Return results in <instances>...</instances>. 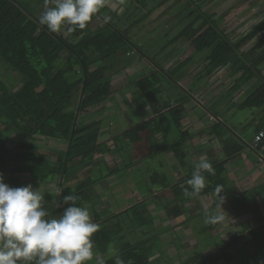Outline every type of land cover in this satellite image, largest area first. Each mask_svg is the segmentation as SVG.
Returning <instances> with one entry per match:
<instances>
[{"label": "crops", "instance_id": "obj_1", "mask_svg": "<svg viewBox=\"0 0 264 264\" xmlns=\"http://www.w3.org/2000/svg\"><path fill=\"white\" fill-rule=\"evenodd\" d=\"M130 1L105 0L108 10L104 13L111 17L109 10L114 11L122 19L127 16L135 22L131 28L133 31L130 32L131 29L126 31L133 43L143 36L149 38L152 34L157 38L165 37L171 31L178 35L189 24L194 27L203 22L206 24L205 27L213 26L219 39L226 43L218 55H223L230 48L236 64L229 62L211 71L215 59L207 58L212 52L210 48L197 49L193 40L198 33L186 35L187 37L183 34L185 43L182 45H179L180 41L171 44L175 48L174 56L178 58L172 64L176 69V74L172 76V84L180 86L182 92H186L188 84L193 81L192 78H195L194 82L200 81L196 88L186 93L190 97L199 93L197 99H202L204 103L208 102L211 113L205 122L204 116L193 117V113L189 115L182 112L180 116L171 110L156 113L154 118L157 131L150 151L152 155L146 161L132 162V157L127 151L133 148V143L126 144L125 141L122 144L115 143L114 136L125 130V127L135 122L146 121L152 116L150 110L143 109L149 108L145 102L141 101L138 104L129 102L131 99L137 101V94L133 93L136 78L150 73L152 67L148 69L147 66L152 65L142 52L133 60L122 58L117 65V74L111 79L114 92L101 103L92 106L83 117L82 124L100 123L99 151L94 155V162L74 175L82 180L95 179L86 191L83 205L89 209L91 220L93 212L99 215L101 220H105L130 209L135 204L144 203L145 212L153 218L152 232L156 234L155 241L158 238L161 241L150 242L149 248L160 251V248L164 247L162 256H168L170 259L173 252L176 257L174 260H177L174 264L180 263V260H190L196 254L205 255L229 242L240 246L239 253L254 250L251 246L252 235L259 229L264 230V165H260L258 159L264 156V146L260 151L253 150L247 147V142H251L256 134L257 122L264 120V106L250 109L241 107V104L248 94L264 83V33H261L264 25V0H155L151 6L146 7V0H132L137 1V6H142L145 12L132 10L133 5ZM159 8L161 10L157 11ZM95 18L96 20L92 22L94 26L100 23V19ZM154 25L156 26L153 30ZM158 28L165 30L159 31ZM135 35H138L136 39ZM259 42L261 45L251 51ZM235 45L239 47L236 48ZM137 46H140V41H137ZM244 62L252 64L256 74L249 83L240 85L242 81L239 78L243 73ZM157 63L160 64L159 61ZM188 65H193L190 71L187 70ZM201 75L205 77L198 78ZM129 105L131 114L128 113ZM238 106L237 110H247L250 116L252 136L248 140L242 138L236 125L228 127L222 124V129L218 126L213 127V121L221 123L225 116L235 114ZM216 131L221 133L220 137ZM232 138L245 147L240 154L231 157L226 166V176L237 195L223 199L221 209L218 207L219 199L212 193L196 197L188 193L176 196L174 189L178 191L183 189L187 174L190 172L189 167L183 163V158L187 159L193 168L201 157L206 158L211 164L221 161L226 157L228 140L231 142ZM155 156L157 160L154 159ZM99 161L108 163V169L113 172L94 176L92 171ZM148 163H154L153 170L158 172L156 179L164 177L167 187L147 180ZM91 173L92 178L89 177ZM66 179L60 178L58 182ZM56 180L57 178L53 177V181ZM41 189L43 191L48 189L51 192L53 188L45 185ZM138 199L140 201L136 202ZM43 201L44 204L46 202L56 205V200L51 195ZM209 215L221 217L217 222L211 223L212 228L204 226L202 230L215 238L213 245H206L213 248L205 247V252H197L201 248L199 247L201 241L197 236L199 230L192 228L189 223L199 217L207 218ZM143 232L149 235L148 230L143 229ZM148 237L144 236V239L147 240Z\"/></svg>", "mask_w": 264, "mask_h": 264}, {"label": "trees", "instance_id": "obj_2", "mask_svg": "<svg viewBox=\"0 0 264 264\" xmlns=\"http://www.w3.org/2000/svg\"><path fill=\"white\" fill-rule=\"evenodd\" d=\"M46 4L51 6L48 1L45 6ZM107 10L104 5L94 15L100 19V26L90 28L92 22H89L83 30L69 31V26H63L60 31L52 33L39 23L42 10L34 13L18 0H0V68L17 75L15 83H6L0 77V174L4 182L11 187L31 184L34 190L42 194L43 200H47L51 195L56 200L55 206L46 202L44 204L42 200V207L50 217L62 214L68 206L63 202V197L68 194L77 195V206L85 207L83 204L86 191L95 179L82 180L74 175L94 162V155L99 151L100 123L82 125L83 117L92 106L101 103L114 92L111 79L117 74L118 63L124 56L131 57L135 52L126 46L133 42L125 37L126 31L131 29L135 22L127 16L122 19L116 12L109 10L112 16L105 23L104 17H109L104 13ZM205 25L203 22L194 27L189 24L179 35L199 34L193 42L199 50L210 48L212 51L207 57L215 59L211 71L229 62L236 64L230 48L223 55H218L226 43L219 39L213 26ZM260 42L251 51L258 48ZM60 61L62 62L59 63ZM150 63L151 72L136 78L133 93L137 94V100L142 99L147 104L152 116L146 121L125 127V130L114 136L115 143L142 142L146 130L154 140L157 131L155 114L161 110L176 111L171 109L172 107L161 108L156 102L159 96V81L155 80L151 73L155 71L160 75L164 74L163 77L166 75L160 64L154 61ZM242 69L240 85H246L253 79L256 71H253L252 64L247 62L242 63ZM168 79L173 80L172 77L166 78L167 81ZM242 106L250 109L264 106V83L244 98ZM217 126L223 128L222 124ZM263 126L264 120L257 122L256 134ZM216 134L219 137L221 135L218 131ZM132 135L133 138H130ZM251 142H247L249 149H253ZM228 144L226 157L212 163L215 174L204 172L206 187L199 195H216V185L223 187L220 194L223 199L237 195L226 176V166L228 160L240 154L245 147L233 138L231 142L228 140ZM263 146L264 141L253 150L260 151ZM151 155L147 154V157L143 156L139 161H146ZM183 159V163L190 169L187 181L191 178L194 168L187 159ZM139 161L132 159V162ZM153 165L154 163H148L147 180L167 187L164 177L156 179L158 172L153 170ZM111 172L107 170L108 174ZM53 177L57 178L55 182ZM65 177V181L58 182V179ZM186 181L182 190L172 188L176 196L186 193L184 189L189 187ZM45 185L53 188L51 192L41 189ZM57 188L61 189L59 193L56 192ZM190 192L189 188L188 194ZM145 208L144 203L135 204L105 220H101L99 215L93 212L92 222L99 227L92 236L94 257L91 264H97L96 256L102 259L104 264L177 262L174 260L172 263L170 257L162 256L164 247L160 248V251L149 248L150 242L158 243L159 239L155 241L156 234L152 232L153 218L145 212ZM143 229L149 232L150 237L147 240L144 236L148 233L142 232ZM251 246L253 249L262 250L259 256L264 257V230L259 229L253 233ZM239 247L235 246L234 242H229L205 255L196 254L190 260H180L178 264H234ZM154 250L156 251L151 253Z\"/></svg>", "mask_w": 264, "mask_h": 264}, {"label": "clouds", "instance_id": "obj_3", "mask_svg": "<svg viewBox=\"0 0 264 264\" xmlns=\"http://www.w3.org/2000/svg\"><path fill=\"white\" fill-rule=\"evenodd\" d=\"M105 0H52L45 6L39 23L52 33L69 26V31L83 30L102 7ZM110 17L105 16L107 23ZM215 174L212 164L204 157L194 166L186 181L190 195L198 196L206 187V177ZM61 189L57 188L59 193ZM218 207L223 203L221 185H216ZM79 197L68 194V205L59 216L50 217L42 207V194L31 184L11 187L0 174V264H88L93 260L92 236L98 225L91 220L87 207L77 206ZM140 200H136L139 202ZM221 217L209 215L210 223ZM97 264L104 261L97 257Z\"/></svg>", "mask_w": 264, "mask_h": 264}, {"label": "rangeland", "instance_id": "obj_4", "mask_svg": "<svg viewBox=\"0 0 264 264\" xmlns=\"http://www.w3.org/2000/svg\"><path fill=\"white\" fill-rule=\"evenodd\" d=\"M18 1H20L28 10H32V12H34V13H38L41 10L44 11L46 1L50 2L51 3L50 5L52 6V0H18ZM154 1L155 0H146L145 7L151 6ZM130 3H132V5H133V7L131 8L132 10H135L137 12H143L144 11V8L142 6H139V5L137 6V4H136L137 1L131 0ZM51 6H49V7H51ZM158 10H161V8L157 9V11ZM121 12L122 11H120V13ZM123 12H124V10H123ZM156 12H154V14ZM137 15H139V13ZM134 19L135 18H133V20ZM95 20H96V18L93 17L90 22H93ZM119 20L121 21V19H119ZM117 23H120V22H117ZM117 25L120 26L121 24H117ZM97 26H100L99 23L97 24ZM155 26L156 25H154L152 27L153 30H154ZM89 27L90 28L94 27V23H91ZM158 29H159V31L165 30V28H158ZM135 30H136V28H135ZM132 31H133V29L130 30V32H132ZM130 34H132V33H130ZM125 37L128 38V35L126 34ZM137 37H138V35L134 36L135 39ZM129 40L131 41V39H129ZM137 41H140V46H137ZM141 41H142V43H141ZM176 41H180L179 45H182L185 43V41L183 40V36H180L179 34L175 35L172 31L170 33L166 34L165 37H160V38L153 36V34L149 38L143 36L140 39L136 40L135 43H132V44L129 43V45H126L128 48H130V50L133 49L135 51V54L132 55L131 57H125L124 56V59L133 60V59H135V57H138L142 52V54H144L146 59H148L150 61H154V62L159 61L161 64V69H162V71L165 72L166 76L163 77L164 74L160 75V73H157V72L155 73V71L151 73V76H153V78L155 80L159 81V84H158L159 96H158V99L156 102L158 104H160L161 108L172 107L171 109L176 110L175 114H178L179 116L181 115L182 112H186L189 115H192V113H193L194 114L193 117H195V116L197 117V116L202 115L206 118V119L204 118V122H205V120L207 121V119L209 118L210 113H211L208 102L204 103V101L202 99L198 100L197 97L199 96L198 95L199 93L197 95L194 94V97L193 96L190 97V95L186 93V92H189V90L196 88V86L199 84L200 81L197 80L194 82L195 78H192L193 81L190 84H188V89H186V92H182V89L179 88L180 86H177L178 87L177 88L176 86H174L172 84V82L169 79H168L169 81L166 80V78H170L176 74V69L173 67L172 64H174V60L178 59V58L174 56L175 48H174V46L171 45ZM161 46L162 47L164 46V48L162 49ZM61 62L62 61H60L59 63H61ZM147 67H148V69H151V66L150 67L147 66ZM147 67H145V68H147ZM192 67H193V65H191V66L188 65L187 70L190 71L192 69ZM0 77L6 83H15L16 79H17V75L15 73L8 72V71L1 69V68H0ZM204 77H205L204 75H201L198 78H204ZM136 100H137V98H136ZM141 101L143 102L142 99H138L137 101H135L133 99L129 100V102L136 103V104L141 103ZM244 107L245 106H243V108ZM238 108H239V106L236 107V109H235L236 115L234 113H232L230 115L225 116L224 117L225 119L222 120L221 123L217 122V121H213L214 126L213 125L212 126L216 127L218 124H223V126L227 125L228 127L232 126V125H236V128H238L237 131L239 132V134H242V136H243L242 138L244 140H248L252 136V125H250L251 120L249 119L250 116H249L247 110H245V111H243L242 109L237 110ZM128 109L130 110V111H128V113L131 114L130 105H129ZM143 109H145L146 111L148 110L147 107H144ZM169 117H170V120H172V117L170 114H169ZM226 117L227 118L229 117V119H227ZM167 118H168V116H167ZM165 119H166V117H165ZM82 123H83V121H82ZM85 123H87V122H85ZM88 124H90V123H88ZM88 124H82V125H88ZM83 127H85V126H83ZM229 129L231 130V128H229ZM130 138H133V135ZM152 142H153V138L151 137V135H149L148 131L146 130L145 133L143 134L142 142L133 143V148L131 150L127 151V153H128V155H130L132 157V159H134V161L139 160L143 156H146L145 153L146 154L150 153V151L153 147ZM154 159L157 160L156 156ZM107 164L108 163H105V161H99L98 164H96V167L92 171L94 176L106 174L107 170H108ZM92 173L89 175V177H91V178H92ZM49 179H51V177ZM95 187L97 188V186H95ZM95 201H97V200H95ZM98 209H99V207H98ZM196 223H200V224L196 225ZM189 224L195 230H197V229L199 230L197 236L199 237V239L201 241L200 242L201 245H199V247H201V248H199L200 250H197V252H205L206 245H209V244L213 245L215 238H213L212 236H208V234L206 232H202V230L207 226H210L212 228L211 225H213V224H211L209 222L208 216H207V218L199 217V218L191 221ZM141 231L143 232V230H141ZM148 236H150V235H147L146 237H148ZM159 242H161L160 239H159ZM196 248L198 249V247H196ZM206 248H213V247H206ZM108 250H109L108 253H110V248H108ZM155 251L156 250L152 251L151 253H154ZM261 252H262V250H259V249H254V250L247 251V252L243 251V252L239 253L238 255H235L236 261L234 264H264V257L262 255L259 256ZM174 256H175L174 253L171 252L170 262H172V263H173V260L176 258ZM91 263H93V260L88 262V264H91Z\"/></svg>", "mask_w": 264, "mask_h": 264}, {"label": "built area", "instance_id": "obj_5", "mask_svg": "<svg viewBox=\"0 0 264 264\" xmlns=\"http://www.w3.org/2000/svg\"><path fill=\"white\" fill-rule=\"evenodd\" d=\"M261 33H264V27L261 30ZM262 141H264V126L258 131V133L252 139L251 144L254 147L258 146ZM260 165H264V156H260L259 158Z\"/></svg>", "mask_w": 264, "mask_h": 264}]
</instances>
